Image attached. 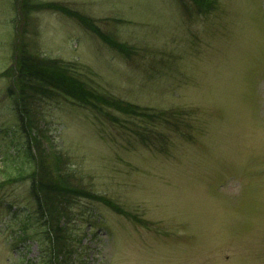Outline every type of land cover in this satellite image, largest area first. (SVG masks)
I'll use <instances>...</instances> for the list:
<instances>
[{
  "label": "rangeland",
  "instance_id": "rangeland-1",
  "mask_svg": "<svg viewBox=\"0 0 264 264\" xmlns=\"http://www.w3.org/2000/svg\"><path fill=\"white\" fill-rule=\"evenodd\" d=\"M18 1L0 0V264L51 258L31 178L11 179L15 164L26 175L33 166L4 75L16 42L170 119L118 113L115 123L66 97L41 101L48 143L75 182L124 209L75 196L78 264H264V0H211L205 10L194 0H32L83 13L130 54L59 10L23 22Z\"/></svg>",
  "mask_w": 264,
  "mask_h": 264
},
{
  "label": "trees",
  "instance_id": "trees-1",
  "mask_svg": "<svg viewBox=\"0 0 264 264\" xmlns=\"http://www.w3.org/2000/svg\"><path fill=\"white\" fill-rule=\"evenodd\" d=\"M194 1L200 7L203 5V10L212 2L211 0ZM44 8L59 10L77 18L104 41L123 53L130 54L133 50L127 42H121L105 33L90 17L62 3L18 1V9L22 14L20 20L23 22L30 11ZM25 34V29H18L17 39L24 40ZM14 58L15 62L4 71V75L13 77L8 91L14 98L19 124L25 138L28 161H31L33 166L26 175L25 171L15 164L17 173L20 172L11 179L31 178V193L36 201V212L42 219L49 237L50 264H78L80 260L85 263L79 257L82 255L81 241L84 234L79 235L76 227L68 223L74 214L70 205L75 200V196L98 197L116 211L122 212L124 209L113 199L93 193L81 186V182H75L76 171L71 167L67 168L65 156L62 153H54L48 143L46 127L40 117L41 101L66 97L76 104L104 111L108 120L115 123H121L123 120L119 113L155 124L162 122L163 119L170 120L166 117L162 119L167 110L142 106L140 103L91 86L86 80L75 75L70 70V66L61 59L32 53L26 46L22 47L21 43L15 44ZM145 129L152 131L149 126ZM140 131L139 136L145 142L147 136L143 135V130Z\"/></svg>",
  "mask_w": 264,
  "mask_h": 264
}]
</instances>
